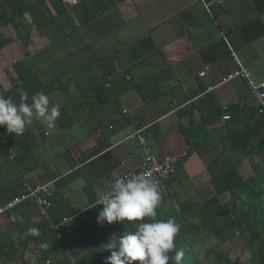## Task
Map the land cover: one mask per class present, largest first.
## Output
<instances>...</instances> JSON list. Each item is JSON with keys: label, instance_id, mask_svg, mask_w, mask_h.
I'll return each instance as SVG.
<instances>
[{"label": "crops", "instance_id": "1", "mask_svg": "<svg viewBox=\"0 0 264 264\" xmlns=\"http://www.w3.org/2000/svg\"><path fill=\"white\" fill-rule=\"evenodd\" d=\"M23 1L31 14L0 27L1 95L19 103L27 92L31 103L43 93L60 117L48 128L34 115L17 136L0 126V206L26 181L48 185V223L78 213L79 220L93 218L103 207L95 205L98 194L123 171L122 160L132 154L128 166L138 165L141 149L129 136L140 127L155 156L187 153L159 187L158 218L179 223L214 197L225 203L229 188L251 174L235 148L264 139V106L256 110L244 78L222 81L238 68L232 53L254 81H264V0H229L219 8L204 0L209 10L200 0H77V26L61 0L65 15L51 0ZM9 27L15 37L1 34ZM235 98L245 106L222 120L221 105ZM21 140L26 160L7 162ZM25 203L13 217L0 214V243H16L42 222ZM72 233L55 264L81 263V251L69 254L81 244Z\"/></svg>", "mask_w": 264, "mask_h": 264}, {"label": "trees", "instance_id": "2", "mask_svg": "<svg viewBox=\"0 0 264 264\" xmlns=\"http://www.w3.org/2000/svg\"><path fill=\"white\" fill-rule=\"evenodd\" d=\"M58 3V0H51L56 13L65 15V10ZM30 11L31 6L23 0H0V27L9 23L16 24L24 13L31 14ZM13 69L17 73L16 66ZM252 114L253 110H250L245 121H249ZM235 149L244 155L251 174L237 180L229 188V198L225 203L214 197L203 203L199 211L189 214L178 223L180 231L175 243L177 249L184 251L182 264H264V139L256 140L248 147L236 146ZM28 152V146L21 140L14 156L11 158L10 150L7 155L14 161L7 158V162L25 161ZM22 204L8 214H15V209ZM189 206L187 208L195 205ZM97 215L91 218L87 213L83 214L79 225L73 228L72 234H77L81 244L69 254L78 255L81 251L78 255L81 263L77 264H106V258L111 255V250L107 249L108 240L114 235L121 236L135 230V222L127 221L113 222L112 227L107 229L97 222ZM41 221L36 226L41 235L33 236L26 230L15 236L16 243L8 238L6 242L0 243V264H55L56 256L64 252V247H71L72 235L64 237L60 243L51 234L49 223L43 219ZM236 237L241 240L240 253L244 257L239 252L232 256L222 249ZM133 264H136L135 261Z\"/></svg>", "mask_w": 264, "mask_h": 264}, {"label": "clouds", "instance_id": "3", "mask_svg": "<svg viewBox=\"0 0 264 264\" xmlns=\"http://www.w3.org/2000/svg\"><path fill=\"white\" fill-rule=\"evenodd\" d=\"M34 115L52 128L60 117V109L58 105L50 106L49 98L43 93L33 95L31 103L27 92H21L19 103L0 95V126L9 134L24 133L33 123ZM95 205L103 206L97 215L100 224L105 221L108 224L135 222L134 231L114 235L108 240L107 249L111 250V255L106 258V264H133L134 261L139 264H182L184 251L177 249L175 243L180 225L174 217L158 218L157 209L162 205V197L150 172L114 177L108 187L99 192ZM27 231L33 236L41 235L37 227Z\"/></svg>", "mask_w": 264, "mask_h": 264}, {"label": "built area", "instance_id": "4", "mask_svg": "<svg viewBox=\"0 0 264 264\" xmlns=\"http://www.w3.org/2000/svg\"><path fill=\"white\" fill-rule=\"evenodd\" d=\"M206 10H209L210 3H206L204 0H200ZM229 0H215L216 7H223L225 3ZM63 6L67 8L68 15L72 18L73 22L78 25L76 18L73 15L71 7L77 3V0H61ZM235 62L237 63V70L234 73L228 75L223 79L222 82L229 81L231 78L240 76L246 80V85L248 87L249 93L255 102L256 110L261 109L264 106V81L256 82L252 79L250 73L245 69L237 60L234 53H232ZM208 72L207 68H204L199 72V77H204ZM214 87V86H213ZM212 89V86L207 88V91ZM245 106V101L240 98H235L229 103L221 105V119L226 121L230 119V110L241 109ZM145 127H140L136 129L129 138L133 139L135 143L141 149V158H139V163L136 167L128 166L129 161L133 158L132 154H128L122 160V166L125 167L123 171L116 177H128L133 174H140L143 172H150L152 177L157 181L158 187H162L163 183L170 181L179 165V163L187 156L186 151L174 155H162L161 157L155 156L151 153L149 147L146 144L145 137L143 136V131ZM11 152V158L14 156ZM22 192L15 196L13 199L7 203L0 206V214L11 213L15 207L24 203H32L38 215L41 219L48 221L47 209L49 208L48 201V185H36L33 186L30 183L23 181L21 184ZM79 213L73 214L67 217H63L61 220L56 222L49 221V229L53 232L54 237L57 241H62L64 237L72 233V228L74 225L79 223Z\"/></svg>", "mask_w": 264, "mask_h": 264}, {"label": "rangeland", "instance_id": "5", "mask_svg": "<svg viewBox=\"0 0 264 264\" xmlns=\"http://www.w3.org/2000/svg\"><path fill=\"white\" fill-rule=\"evenodd\" d=\"M31 30V29H30ZM1 34L4 36V37H7V38H12V37H15V34L13 33L12 29L9 27V28H5V29H2V32ZM223 251H225L226 253H231L232 256H234L236 253H240L241 252V240L238 239V237H236L235 239H233L231 242L225 244L223 247H222ZM242 254L241 256H243V253H240ZM136 264H139V261H135Z\"/></svg>", "mask_w": 264, "mask_h": 264}]
</instances>
